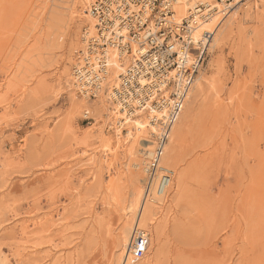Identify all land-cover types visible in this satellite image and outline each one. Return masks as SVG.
Wrapping results in <instances>:
<instances>
[{"label": "rangeland", "instance_id": "374dc122", "mask_svg": "<svg viewBox=\"0 0 264 264\" xmlns=\"http://www.w3.org/2000/svg\"><path fill=\"white\" fill-rule=\"evenodd\" d=\"M90 3L0 0V264H122L114 242L144 155H127L115 106L73 83ZM218 28L174 126L160 242L134 264H264V0Z\"/></svg>", "mask_w": 264, "mask_h": 264}, {"label": "bare ground", "instance_id": "6f19581e", "mask_svg": "<svg viewBox=\"0 0 264 264\" xmlns=\"http://www.w3.org/2000/svg\"><path fill=\"white\" fill-rule=\"evenodd\" d=\"M93 1L94 0H91V3L89 6H87L86 11L91 16H89V23H87L89 24V27L84 28L81 34L80 44L75 50L76 55L80 54L81 51H84V54H87L88 43H90V40L97 34L95 28L96 20L89 13V8L91 7ZM168 1H173L171 4L173 6V12L175 13L173 22L171 20V23L180 24L185 22L188 24L189 36V38L188 36H186V38L184 37L186 41L174 39L176 46L179 48L178 52L180 55H183V58H178L177 61L179 63V67H177V69L172 72V75L175 76L172 78L173 83L170 82L168 83L169 87H165L168 92L172 91L171 93L175 95L177 94L178 97L184 96V104L181 108V113L177 117H173L172 110L168 111V104L161 105L156 111H154L153 107L151 106V114H149L145 113L144 111H140L141 109L138 108L133 111L125 109L119 102H117V100L113 98L115 97L113 91L120 85L122 74L125 72L126 67L130 64L131 60L133 61L132 58L134 57V53L137 52L136 44L131 51L133 53L128 54H126V51H118L114 47H109L104 51L93 52L96 54L94 57L85 58L89 61L88 66L83 68V70L93 67L94 69H102L101 78L99 76L97 77V88L94 91V94L100 99V104H102V108L105 110V112L108 111L111 103L115 106L113 114L119 121V125L116 128V134L118 136L122 134V129H125L128 126L127 135L132 140L133 145L131 146L127 155L132 157L134 155V150L138 145L141 147L140 151L141 153L143 151L142 154L144 155L143 171L146 175L145 178L140 174V164L138 163L137 159H135L137 157L135 156L134 158L132 157V159L130 158L134 161L132 166L135 170V172H133L130 176L132 189L126 208H123L125 213L123 212L124 215L122 217H124L125 223L118 232V242H114V248H118V253L120 255L122 264H134L136 261L144 259L149 255L151 248L154 245H158L160 242V232L158 234L155 224L158 219L159 209L164 203L163 200L167 197L172 186L174 185V171L166 167L173 155V145L176 143V138L180 134L178 126L175 128L174 126L179 121L183 110L184 114L190 110V103L188 104L187 101L191 96L194 86L198 87L200 85V81L202 80L203 76L200 74V71L202 70L205 62L206 52L209 49V46H211L215 40V34L219 24H221V22H223V20L230 14V10H232L237 4L239 5L241 2V0H231L230 4L227 0ZM198 2L205 3L208 6L212 5L217 9V11H212L208 17H205L203 20H199L198 22V17L196 15L194 18L191 17L193 13H200L198 6L195 7ZM218 18L221 19L219 23H217ZM108 38L110 37L108 36ZM96 39H98V37ZM189 39H191V41L196 44V48L187 42ZM88 49H93V46H89ZM196 54L197 56L202 57V63L201 60L198 61V58L196 59ZM76 67L77 65L75 63L73 65L72 78L74 85L77 87L78 79L80 80L82 77L86 78L87 74L82 72L80 68H78L76 73H74V69ZM186 74L187 76H190V86L187 90H184L185 88L182 89V86L185 87L186 83L185 79L182 80V78H184ZM87 80L92 81V78L89 77ZM83 96L85 98H89L87 95ZM83 105L84 103H81V106ZM88 111V108H86L85 112ZM154 115L162 117L165 120L163 124H166V122L170 120L173 121L172 123L168 124V128H166V130L164 129V133L167 134L168 138L165 146H163L164 149L162 154H158V156L156 153L158 152V144L156 145L155 141L153 140L155 137L152 138V136L154 133L158 134L159 129L163 127L162 125H157L155 122H153L152 118ZM148 133L150 138L148 137ZM157 157H160L159 161L157 160ZM156 160L158 161L157 163L155 162ZM149 172L152 173V177L154 178L152 182L148 180ZM144 179L146 180L144 190L145 194L142 193L139 186V184L144 182ZM146 186L151 187L149 192L146 191ZM144 229H147L149 232ZM138 232L146 233L148 242L145 254L141 258H137L133 254V251L130 250V244L135 239L134 236ZM24 234H26V232H24Z\"/></svg>", "mask_w": 264, "mask_h": 264}, {"label": "built area", "instance_id": "2783aa9c", "mask_svg": "<svg viewBox=\"0 0 264 264\" xmlns=\"http://www.w3.org/2000/svg\"><path fill=\"white\" fill-rule=\"evenodd\" d=\"M227 1L231 4V0ZM172 2L168 0H94L89 13L96 20L97 34L88 43L87 54L81 51L77 58L74 73L80 68L87 74L86 78L78 79V91L83 95L96 97L94 91L97 88V77L102 76L100 68L94 69L93 67L83 70L88 66L89 60L85 59L86 57H94L96 53L93 52L104 51L109 47H114L118 51H126V54L133 53L131 51L136 44L137 52L134 53L133 61L131 60L122 74L120 85L113 91L115 95L113 98L125 109L133 111L138 108L149 114H151V106L156 111L161 105L168 104V111L172 110L173 117H177L181 113L184 96L178 97L177 94L171 93L172 91L168 92L165 87H169L168 83H173L172 78L175 76L172 72L179 67L178 58H183V55L178 52L179 48L174 39L186 41L188 24L183 21L180 24L171 23L175 14ZM196 6L200 9V13H193L191 17L194 18L196 15L198 22L208 17L212 11H217L212 5L208 6L201 2H198ZM187 42L197 47L191 39ZM89 46H93V49H88ZM197 58L202 63V57L196 54ZM89 77L92 81L87 80ZM184 79L186 84L185 87L182 86V89L187 90L190 86V76L186 74L182 80ZM152 120L163 127L159 129V135L154 133L152 136V138L155 137L153 140L156 145L158 144V152H156L158 156L162 154L163 146L168 138L164 129L166 130L168 124L173 121L170 120L163 124L165 120L156 115ZM159 158L157 157L158 161ZM149 177L148 180L152 182L154 178L151 172H149ZM150 190L151 187L146 186V191ZM134 237L130 250L137 258H141L147 248V235L138 232Z\"/></svg>", "mask_w": 264, "mask_h": 264}]
</instances>
